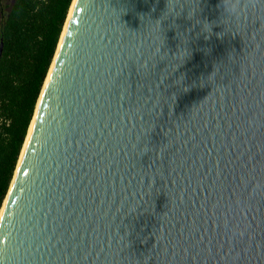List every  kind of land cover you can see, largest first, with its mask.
<instances>
[{
  "label": "water",
  "instance_id": "1",
  "mask_svg": "<svg viewBox=\"0 0 264 264\" xmlns=\"http://www.w3.org/2000/svg\"><path fill=\"white\" fill-rule=\"evenodd\" d=\"M50 69L0 264H264V0H73Z\"/></svg>",
  "mask_w": 264,
  "mask_h": 264
},
{
  "label": "trees",
  "instance_id": "2",
  "mask_svg": "<svg viewBox=\"0 0 264 264\" xmlns=\"http://www.w3.org/2000/svg\"><path fill=\"white\" fill-rule=\"evenodd\" d=\"M73 0H13L1 11L0 211Z\"/></svg>",
  "mask_w": 264,
  "mask_h": 264
},
{
  "label": "rangeland",
  "instance_id": "3",
  "mask_svg": "<svg viewBox=\"0 0 264 264\" xmlns=\"http://www.w3.org/2000/svg\"><path fill=\"white\" fill-rule=\"evenodd\" d=\"M13 2V0H0V22L2 18L1 11L8 10L9 7L7 5H10Z\"/></svg>",
  "mask_w": 264,
  "mask_h": 264
},
{
  "label": "bare ground",
  "instance_id": "4",
  "mask_svg": "<svg viewBox=\"0 0 264 264\" xmlns=\"http://www.w3.org/2000/svg\"><path fill=\"white\" fill-rule=\"evenodd\" d=\"M52 67H53V66H52ZM51 69H52V68H51ZM51 69H50V71H51ZM48 78H49V75H48V77H47V79H46V83H47V81H48ZM33 124H34V120L32 121L31 126L29 127V132H28V135L26 136L27 138H26V140H25V143H27V141H28L29 135H30V133H31V131H32Z\"/></svg>",
  "mask_w": 264,
  "mask_h": 264
},
{
  "label": "clouds",
  "instance_id": "5",
  "mask_svg": "<svg viewBox=\"0 0 264 264\" xmlns=\"http://www.w3.org/2000/svg\"><path fill=\"white\" fill-rule=\"evenodd\" d=\"M255 2H256V3H258V2H259V0H255Z\"/></svg>",
  "mask_w": 264,
  "mask_h": 264
}]
</instances>
